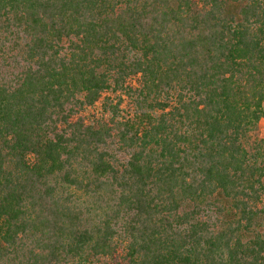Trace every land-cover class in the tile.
<instances>
[{"label": "trees", "instance_id": "1", "mask_svg": "<svg viewBox=\"0 0 264 264\" xmlns=\"http://www.w3.org/2000/svg\"><path fill=\"white\" fill-rule=\"evenodd\" d=\"M262 119L264 0H0V264H264Z\"/></svg>", "mask_w": 264, "mask_h": 264}, {"label": "rangeland", "instance_id": "2", "mask_svg": "<svg viewBox=\"0 0 264 264\" xmlns=\"http://www.w3.org/2000/svg\"><path fill=\"white\" fill-rule=\"evenodd\" d=\"M131 83L136 84L134 79ZM104 96L112 100L113 103L117 101L118 97L121 98L122 103H121L120 108L121 110H123L120 113L121 116L128 117L129 115L133 114V110H131L129 106V100L126 97V95L123 94V92H116V93L106 92ZM102 110H103L102 104L101 102H99L95 105L94 108L92 107L86 110V112L84 113V116L87 118L88 121L90 120L93 121L95 119L98 120L100 118L106 119L107 115L104 114ZM255 139H264V119L260 120L257 131L253 133L250 137V141H253ZM262 232H264V229L262 230Z\"/></svg>", "mask_w": 264, "mask_h": 264}]
</instances>
